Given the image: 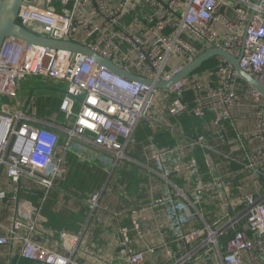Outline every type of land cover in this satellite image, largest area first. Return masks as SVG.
I'll list each match as a JSON object with an SVG mask.
<instances>
[{"label":"built area","instance_id":"1","mask_svg":"<svg viewBox=\"0 0 264 264\" xmlns=\"http://www.w3.org/2000/svg\"><path fill=\"white\" fill-rule=\"evenodd\" d=\"M17 22L51 39L87 45L153 80H170L196 57L195 42L203 51L221 47L240 57L241 67L264 84V0H24ZM32 76L66 83L60 104L64 123L41 119L20 103L19 85ZM156 96L172 117L201 120L213 113L216 138L234 149L221 150L204 133L187 136L153 118ZM238 117L242 129L232 130L229 138L225 128ZM142 124L179 137V159L167 162L169 151L155 156L165 185L173 188L157 200L167 209L168 234L179 245L169 264H264V95L229 62L216 57L203 73L155 89L114 74L85 54L11 37L0 49V180L5 176L11 183L0 186V208L6 205L10 212L0 219V246L20 241L21 257L34 264H81L33 237L42 208L35 218H19V185L23 179L38 184L45 200L75 141L100 149L105 162L119 165ZM187 148L192 150L189 193L172 181ZM195 152H203L210 178ZM231 165L239 174L226 176L222 168ZM210 189L224 207L212 220L202 209ZM100 197V191L94 194L93 208ZM61 238L75 235L63 232ZM146 253L129 245L120 250L129 264L143 263Z\"/></svg>","mask_w":264,"mask_h":264},{"label":"crops","instance_id":"2","mask_svg":"<svg viewBox=\"0 0 264 264\" xmlns=\"http://www.w3.org/2000/svg\"><path fill=\"white\" fill-rule=\"evenodd\" d=\"M195 46L198 54L203 51L200 43L195 42ZM66 87L63 81L28 77L19 85L20 103L41 119L62 124L65 118L60 104ZM152 116L187 136L204 133L212 145L221 150L234 149L216 138L218 128L214 125L213 113L201 120L187 114L172 117L168 115L166 105L158 104ZM241 125L239 117L229 121L225 128L229 138L232 130L242 129ZM147 126L142 124L136 129L128 148V158L116 166L104 161L105 154L100 149L75 141L66 153L55 187L45 200L42 187L23 179L19 185L21 197L17 215L28 220L29 217L35 218L36 211L42 208L33 237L55 251L72 256L81 264H129L120 255L124 245L135 251H147L141 264H169V255L179 245L168 234L167 209L157 200L161 192H171L173 188L165 185L155 156L169 151L171 155L167 162L179 159L175 150L179 137L169 131L147 129ZM64 136L62 134V141ZM191 155L192 150L188 148L182 153V170L172 177V181L188 193L193 186L187 170ZM197 157L205 177L210 178L204 158ZM237 168V165L225 166L222 173L229 176L232 175L230 171H236L239 174ZM231 177V180L237 178ZM0 186L8 188L11 183L3 176ZM98 191L101 192L99 206L93 208L92 199ZM208 194L202 209L208 220H212L224 211V207L216 197L215 189H210ZM9 213L8 207L3 205L0 219H8ZM63 232L71 233L75 238L62 239ZM0 234L3 231L0 230ZM0 264L34 263L21 257V242L17 241L0 246Z\"/></svg>","mask_w":264,"mask_h":264},{"label":"water","instance_id":"3","mask_svg":"<svg viewBox=\"0 0 264 264\" xmlns=\"http://www.w3.org/2000/svg\"><path fill=\"white\" fill-rule=\"evenodd\" d=\"M23 2L24 0L0 1V49L5 39L11 37L15 40L28 44H37L48 48L65 49L76 53H82L95 60L99 66L106 67L110 72L114 74L124 77L130 81H138L147 85H151L155 89H169L175 83L194 73L205 62L216 57H221L229 62L244 80L249 82L264 95V84L241 67L240 57H236L231 52L221 47H209L205 49L191 61H189L186 65H184L182 69L170 80H153L144 76L136 75L121 68L112 60L106 59L87 45L69 40L65 41L51 39L44 35H39L32 31H29L17 22L19 9ZM261 2L262 0H257L258 4ZM253 14L254 13H252L251 15V19L253 17Z\"/></svg>","mask_w":264,"mask_h":264},{"label":"rangeland","instance_id":"4","mask_svg":"<svg viewBox=\"0 0 264 264\" xmlns=\"http://www.w3.org/2000/svg\"><path fill=\"white\" fill-rule=\"evenodd\" d=\"M200 53H201V51H200ZM213 64V62H206V63H204L201 67H199L194 73H203L204 71H206L207 69H209V68H211L212 65ZM156 99H155V103H154V105L155 106H157L158 104H159V101L157 100L158 98H157V96L155 97ZM146 122V121H145ZM147 129H150V127L149 126H147ZM195 155L196 156H199V157H201L202 159H203V152H195ZM204 168V167H203ZM231 179V178H230Z\"/></svg>","mask_w":264,"mask_h":264},{"label":"trees","instance_id":"5","mask_svg":"<svg viewBox=\"0 0 264 264\" xmlns=\"http://www.w3.org/2000/svg\"><path fill=\"white\" fill-rule=\"evenodd\" d=\"M213 62V64L211 65V66H213L214 64H215V58L214 59H211V60H209V62ZM208 62V61H207ZM206 63V62H205Z\"/></svg>","mask_w":264,"mask_h":264}]
</instances>
